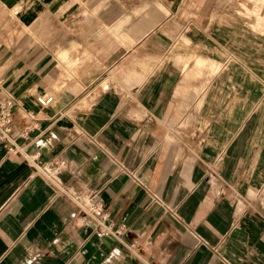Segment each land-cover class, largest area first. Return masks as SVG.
I'll return each mask as SVG.
<instances>
[{
    "label": "crops",
    "instance_id": "crops-1",
    "mask_svg": "<svg viewBox=\"0 0 264 264\" xmlns=\"http://www.w3.org/2000/svg\"><path fill=\"white\" fill-rule=\"evenodd\" d=\"M33 1L0 0V99H13L7 108L14 135L12 142L0 139V264H264L248 207L240 220L236 196H221L238 192L253 160L264 159L256 147L264 145V104H258L264 92L256 97L248 73L241 75L238 65L250 71L253 55L242 44V26L210 18L200 26L203 39L190 35L193 43L182 55L191 57L197 48L230 67L213 78L209 103H203L205 89L179 93L177 77L140 74V65L155 67L146 59L158 55L150 49L165 45L152 39L154 26H133L121 39L131 49L108 62L107 74L127 85H112L85 105V82L79 91H49L58 83L49 44L42 46V60L35 47L26 56H7L18 50L7 48V20L17 23L26 13L29 27L42 12L63 25L68 13L58 4L37 0L41 10L25 11ZM75 26L84 37L96 25ZM78 45L72 41L62 58ZM90 53L67 60L71 67L61 62L76 71ZM93 73L81 79H94ZM41 95L54 101L43 106ZM233 95L240 102H232ZM248 112H257L250 121ZM101 223L121 234L98 236Z\"/></svg>",
    "mask_w": 264,
    "mask_h": 264
},
{
    "label": "rangeland",
    "instance_id": "rangeland-1",
    "mask_svg": "<svg viewBox=\"0 0 264 264\" xmlns=\"http://www.w3.org/2000/svg\"><path fill=\"white\" fill-rule=\"evenodd\" d=\"M50 3L58 4L62 13H68L64 17L61 16L64 26H61L58 21L54 22L52 16L47 18L41 12L40 15L32 19L30 24L28 23L29 27H26V13H23L18 15L22 20L17 17L19 19L17 23L14 21L16 18L7 20L5 31L7 32V48L16 45L18 49L15 53L9 51L7 56L12 54L16 57H19L20 54L26 56L27 50L30 51V48L35 47L33 49L36 52L34 55L42 60L44 55V53L42 54V46L49 44L51 47L50 67L55 66L58 70L56 76L58 83L49 90L55 95L65 88L79 91L82 89L81 83L85 82L89 84V87L81 94L83 96L88 95L84 100L85 105H87L97 102L112 85L122 90L127 83L107 74L110 66L108 62L113 57L118 58L131 49L121 41L123 35L129 32L128 29L137 26L145 31L146 28L150 30V27L154 26L149 31L152 39L157 36V39L163 41L165 46L150 49L156 50L158 55L146 59L155 67L145 70L140 65V70L138 69L140 74L146 77L161 76V78H166L169 76L171 80L177 77L178 84L175 87L179 93L184 89H191L195 92L205 89L207 91L203 103H209L211 95H207V93L208 91L211 92L213 78L221 68L216 69L217 66L210 64L204 52L197 48L191 57L182 54H184L187 45L193 43L190 35L195 33L199 39H203L200 26L208 23L210 18L212 24L216 20L226 19L230 24L235 23L242 26L240 32L242 44L247 45L249 55H253L251 58L252 67L249 64L252 68L250 71H246L247 65H238L239 68L241 67V75L245 77L244 75L248 73L246 76L249 78L250 92H253L256 97L264 92V0H52ZM159 3L169 10L168 14L165 13L164 9L159 8ZM33 4H36L34 9L24 10L28 12L33 10L34 13H37L38 9H42V1L35 0ZM152 14L156 15L155 19L145 22L146 27L142 25L144 19H150ZM153 21L157 23H153ZM81 23H90L96 26L93 31L88 30L89 32L81 37L75 31V25ZM81 40L88 41L80 42ZM72 41H78L80 45L77 46L71 56L66 55L67 60H72V57H82L85 50L91 53L77 67L76 71L67 70V72L66 66L61 62V60L63 62L67 60L62 58L60 52ZM11 49L13 50V48ZM0 52L1 54L5 53L2 46ZM245 58L243 55V59ZM67 66L71 67L72 64L68 65L67 61ZM222 66L226 67L227 70L230 69L228 63L222 64ZM232 66L236 65L232 64ZM92 71H94V79L87 81L81 79L82 76ZM229 71L230 73L233 72ZM119 73H123V70ZM238 81L239 79L231 80L232 84L238 83ZM245 82L247 81L245 80ZM204 83H207V86H204ZM236 97L238 99V95L232 96V102H236ZM246 100H249V97ZM259 100L261 101H258V104H264V95ZM244 102L247 103L248 101ZM257 112H254L255 115ZM253 114L248 112L249 121ZM232 115L234 117L235 113ZM178 146V152L181 155L182 150L179 144ZM256 147L258 153L264 150L263 144L256 145ZM251 183L254 186L252 189L249 187ZM234 190L226 191L221 196L230 194L236 196V217L239 216L240 220L243 219L248 207L260 231L255 246L258 245L259 249L264 251V159L260 155L259 158L253 160L251 172L244 176L240 190L238 192H234Z\"/></svg>",
    "mask_w": 264,
    "mask_h": 264
},
{
    "label": "built area",
    "instance_id": "built-area-1",
    "mask_svg": "<svg viewBox=\"0 0 264 264\" xmlns=\"http://www.w3.org/2000/svg\"><path fill=\"white\" fill-rule=\"evenodd\" d=\"M12 98L7 97L3 100L0 99V139L6 140V141H14V135H13V115L12 112L9 110L8 105L12 103ZM38 102L43 105L47 106L50 105L54 101L53 95H41L37 97ZM140 183L142 181L140 180ZM97 234L100 237L103 236H110L115 235L119 236L121 233L119 231H115L112 225L101 223Z\"/></svg>",
    "mask_w": 264,
    "mask_h": 264
},
{
    "label": "bare ground",
    "instance_id": "bare-ground-1",
    "mask_svg": "<svg viewBox=\"0 0 264 264\" xmlns=\"http://www.w3.org/2000/svg\"><path fill=\"white\" fill-rule=\"evenodd\" d=\"M185 39H186V37H185ZM213 64V65H216L217 67H216V69H219V68H221L222 69V64L221 63H219V62H216V61H214V60H210V64Z\"/></svg>",
    "mask_w": 264,
    "mask_h": 264
}]
</instances>
